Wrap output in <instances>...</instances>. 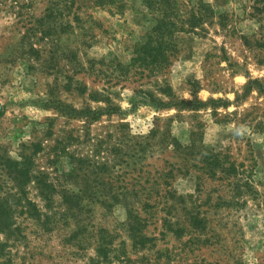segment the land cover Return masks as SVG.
<instances>
[{
  "label": "rangeland",
  "instance_id": "374dc122",
  "mask_svg": "<svg viewBox=\"0 0 264 264\" xmlns=\"http://www.w3.org/2000/svg\"><path fill=\"white\" fill-rule=\"evenodd\" d=\"M0 264H264V0H0Z\"/></svg>",
  "mask_w": 264,
  "mask_h": 264
},
{
  "label": "trees",
  "instance_id": "16d2710c",
  "mask_svg": "<svg viewBox=\"0 0 264 264\" xmlns=\"http://www.w3.org/2000/svg\"><path fill=\"white\" fill-rule=\"evenodd\" d=\"M208 3L203 2V7H208ZM209 14H206L205 12L203 14H200L199 20L203 21ZM195 23H189V29L194 28L196 25ZM164 27L165 23L157 24L156 27ZM170 25H174V23H170ZM176 46L175 42H172L171 40L168 41H162L158 39V37H151L150 35H147L146 40L139 44V46L135 47L134 55L130 59V65L132 63H135L137 60L141 61V63H145L146 65L151 66V69L154 68H161L165 67L170 63V53L173 50V48ZM170 50V52H168ZM175 140V139H173ZM214 157L213 154L205 155V161L207 163H210L209 166L211 168H214L216 165L214 162L210 159L211 157ZM212 173H215V171H212ZM54 185L51 183H43V185L40 187V195L45 200V204H48L49 201L52 198V192ZM69 196V195H67ZM66 202V195H63ZM138 208V207H137ZM127 215H128V221H127V229L129 228L130 231H132L133 235H136L137 232L144 229L146 223H143V217L140 214V208L137 210H134L133 207H125ZM99 243V242H98ZM99 251L104 250V246L100 245L98 247Z\"/></svg>",
  "mask_w": 264,
  "mask_h": 264
}]
</instances>
